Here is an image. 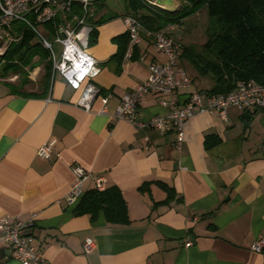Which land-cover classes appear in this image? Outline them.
<instances>
[{"label": "crops", "instance_id": "crops-1", "mask_svg": "<svg viewBox=\"0 0 264 264\" xmlns=\"http://www.w3.org/2000/svg\"><path fill=\"white\" fill-rule=\"evenodd\" d=\"M111 3L91 6V21H104L87 47L99 68L93 82L99 96H108L106 113H99V97L90 111L78 107L80 89L53 67L50 80L43 67L22 86L0 64V216L27 220L35 214L28 232L48 264H264V251L250 249L264 236V108L231 105L226 120L200 112L185 122L180 149L175 129L148 124L167 111L160 94L142 96L136 114L142 126L118 120L119 99L163 58L143 28L132 57L123 60L122 16L133 13V4ZM185 21L172 36L182 45L177 68L190 84L171 97L181 103L202 92L206 102L215 85L208 64L213 57L203 47L208 34L183 33ZM51 139L52 153L38 157V147ZM76 164L88 172L81 197L102 176L104 188L120 191L127 222L108 221L101 210L76 212L81 197L67 203ZM87 239L92 246L84 251ZM0 264L20 263L0 246Z\"/></svg>", "mask_w": 264, "mask_h": 264}, {"label": "built area", "instance_id": "built-area-1", "mask_svg": "<svg viewBox=\"0 0 264 264\" xmlns=\"http://www.w3.org/2000/svg\"><path fill=\"white\" fill-rule=\"evenodd\" d=\"M91 1L0 0V40L13 39L9 31L14 22H23L36 33L37 28L32 25L31 16L44 21L59 13L60 21L55 25L53 40L49 41L40 36L43 46L50 53L53 69L60 73L73 89H80L76 102L78 107L90 111L93 101L99 97L101 103L99 113H106L108 96H99V88L93 82L99 68L87 51L89 33L92 30V25L87 22L88 6ZM74 2L80 4L83 14L73 12ZM122 22L128 36L123 60L128 61L140 40V24L132 15L122 16ZM177 27V23H167L151 34L156 55L163 60L149 64L147 77L119 99L114 115L118 120L142 126L143 123L136 119L137 107L142 96L150 92L160 94L163 98L159 99V104L167 111L163 115H154L148 124L162 131L168 127L175 129L180 134L176 142L177 149H180L182 131L188 119L200 112H211L226 120V109L231 105L248 110L264 108V85L252 79L240 81L233 90L226 93H205L206 102L202 101V92H192L179 103L171 96L178 88L188 86L190 78L183 70L177 68V59L182 50L181 43L172 36ZM55 42L61 46L58 58L53 49ZM55 142V139H51L43 143L36 150V155L47 158L52 153ZM72 173L74 177L66 196L68 204L81 197L83 182L88 177V172L77 164L72 166ZM94 182L97 190L104 189L105 181L102 176L96 177ZM35 217L36 215L32 214L27 220H20L8 215L0 216V246L7 249L9 256L20 264H48L33 235L28 232V227L33 224ZM190 244V241L185 242L186 246ZM91 246V239H87L83 244L84 251H88ZM250 249L258 253L264 251V236L255 239Z\"/></svg>", "mask_w": 264, "mask_h": 264}, {"label": "trees", "instance_id": "trees-1", "mask_svg": "<svg viewBox=\"0 0 264 264\" xmlns=\"http://www.w3.org/2000/svg\"><path fill=\"white\" fill-rule=\"evenodd\" d=\"M178 1H180L179 8L168 12L149 3L148 0H130L133 4L131 15L140 24L139 32L144 28L146 33L151 35L167 23L179 24L184 17L200 11L205 6L209 20L208 37L203 47L213 57V60H208V64L211 66V74L215 81L213 88L206 92L226 93L233 90L237 82L250 79L264 85V0ZM90 4L88 8L91 7ZM137 7L143 11H138ZM80 8L78 2L72 4L73 12L79 13ZM91 20L88 12L87 22L92 25L88 44L95 41L96 26L104 21V19L94 22ZM30 21L37 28V32L35 33L23 22H14L9 31L13 39L7 41L9 45L0 54L3 74L5 76L9 73L20 75L17 84L22 86L28 82L26 68L36 67L40 63L39 59L45 60L44 76L50 80L53 67L51 56L43 46L40 36L45 39L49 36L53 40L54 28L60 21V15L56 13L54 17L44 21L31 16ZM125 36L127 45V33ZM35 57L38 59L33 61ZM209 137L211 136L208 135L207 139ZM88 210H101L106 219L111 222L128 221L126 204L115 186L101 191L95 188L84 193L76 204L75 211Z\"/></svg>", "mask_w": 264, "mask_h": 264}, {"label": "rangeland", "instance_id": "rangeland-1", "mask_svg": "<svg viewBox=\"0 0 264 264\" xmlns=\"http://www.w3.org/2000/svg\"><path fill=\"white\" fill-rule=\"evenodd\" d=\"M59 1V0H57ZM98 0H92L91 1V6H95L97 3ZM111 1L112 3L111 4H117V5H121V2L122 0H109ZM149 3L151 2H154L155 0H148ZM159 1V0H157ZM176 2V6H180V1L178 0H174ZM90 8L93 9L92 7H89V11H90ZM183 19L187 20L185 22H183V26L179 27V30L180 31H183L186 32V34H192L194 36H199L200 34H202L204 37H205V32H207V26H208V23L207 21L209 20V17H208V10H207V7H202L199 11V13L195 12V13H192V14H189L187 15L186 17H184ZM182 19V20H183ZM192 23L193 27H189V24ZM179 25V24H178ZM178 28V27H177ZM1 35V33H0ZM2 37L4 38V35H2ZM47 39L49 41H52V38L47 36ZM7 45H9L7 43V39H2V42H0V54L4 52L5 48L7 47ZM53 48H54V52H55V56L58 58L59 57V51H60V44L55 42L53 44ZM38 58L35 57L33 59V61H36ZM38 65L36 67H34L33 69L32 68H29L27 67L26 68V71L28 70V75H30L32 78L33 77H36L35 74H36V71H38L40 69V73L43 72V63L45 62V60H41L40 59L38 60ZM180 64H182L184 61L181 60L179 61ZM1 58H0V64H1ZM9 76V79H11L12 81H16V83L19 81L20 79V75H16V74H13V73H9L8 74Z\"/></svg>", "mask_w": 264, "mask_h": 264}, {"label": "bare ground", "instance_id": "bare-ground-1", "mask_svg": "<svg viewBox=\"0 0 264 264\" xmlns=\"http://www.w3.org/2000/svg\"><path fill=\"white\" fill-rule=\"evenodd\" d=\"M158 3H160V5H162V7L164 8H173L176 5V2L174 0H171V2L167 0H159Z\"/></svg>", "mask_w": 264, "mask_h": 264}, {"label": "water", "instance_id": "water-1", "mask_svg": "<svg viewBox=\"0 0 264 264\" xmlns=\"http://www.w3.org/2000/svg\"><path fill=\"white\" fill-rule=\"evenodd\" d=\"M167 1L171 2V0H167ZM151 4L157 6V7L161 8V9H163V10H165V11H168V12H173V11H175L176 9L179 8V6L177 7L176 5H175V7H173V8H164V7H162V5H160V3H158L157 0H155L154 2H151Z\"/></svg>", "mask_w": 264, "mask_h": 264}]
</instances>
